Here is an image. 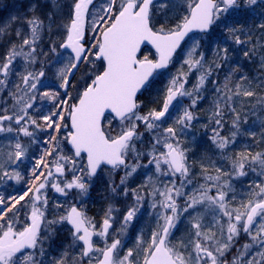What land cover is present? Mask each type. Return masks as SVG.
<instances>
[{
  "label": "snow or ice",
  "instance_id": "1",
  "mask_svg": "<svg viewBox=\"0 0 264 264\" xmlns=\"http://www.w3.org/2000/svg\"><path fill=\"white\" fill-rule=\"evenodd\" d=\"M257 8L264 0H28L0 23L15 37L0 52V264H264V147L253 151L236 107L255 97L264 112ZM240 52L260 56L262 75H243ZM206 93L215 151L197 171L184 141ZM98 181L100 221L85 207ZM145 205L154 227L136 235ZM64 232L78 260L54 257Z\"/></svg>",
  "mask_w": 264,
  "mask_h": 264
},
{
  "label": "rangeland",
  "instance_id": "2",
  "mask_svg": "<svg viewBox=\"0 0 264 264\" xmlns=\"http://www.w3.org/2000/svg\"><path fill=\"white\" fill-rule=\"evenodd\" d=\"M25 1L26 0H19V2H25ZM18 10H20V6L15 8V12H17ZM261 10H262V13H264V9H261ZM175 14H179V12L177 11V13H175ZM13 15H15V14H13ZM171 15H173V14H170V16ZM4 21H6V20H4ZM1 38L2 37L0 35V39ZM232 58L235 60H238L241 63H245L244 58L238 57L236 55H235V57L233 56ZM250 68H251V66L248 67V70ZM173 71H175V70L173 69ZM247 72L248 71L245 70L243 72V75L246 76ZM195 74L196 73H193L192 75H195ZM192 75H190L188 77L189 87L196 84V80L194 78H190ZM237 75H239V73H237ZM158 87H163V84L158 85ZM207 87H209V89H210L211 85H207ZM205 95H206V97H208V99L201 102V107L197 111V116L199 117V123H197L195 128H193L190 131L189 138L184 141L185 145L189 148L188 155L189 156L191 155L192 158L197 161V163L195 165V169L197 171H199V163H198L199 159L201 157L212 156L213 152L215 151V149L212 146L211 141L209 139V137L212 135L211 129L213 127V125L210 123V99H211V95H210V93H206ZM261 95H263V93ZM236 99H238V97ZM187 103H188V101H187V99H185V104H187ZM246 104L248 105L249 103L247 102ZM243 111L245 113H247V118H248V124L245 125L244 127H248L257 133L255 143L252 146L253 151H254V146L256 147L255 148L256 151H259L262 147L261 146L262 141H261L260 133L262 131L261 122L264 121V112H261V110L257 106H255V104L253 105V108H252V111H253L252 114H249V112H250L249 109L244 108ZM243 111H242V113H243ZM201 143L206 144V147L202 148ZM248 143L250 144V139L248 140ZM199 145L201 148H199ZM144 182H145V177L143 175H141V176L135 178L134 183L139 185V184L144 183ZM103 183L104 182L102 181V184ZM8 191L11 192L12 189H8ZM108 203H109V201H108ZM108 203L105 205L103 213L101 215H99L100 220L103 218V214H104L105 210L107 209ZM119 207L121 208V210H123L124 206L121 204ZM88 215L91 217L90 214H88ZM147 220H149V222H147ZM149 224H150V228L148 227ZM152 227H154V217L148 212L147 205H145L144 215L140 219L139 223L136 225V235H139L141 231H143L145 233V235H147L149 229H151ZM182 232H183V228L181 227V231L177 233V236H179ZM66 236H67L66 232L61 233L58 236L56 243L54 245L57 246L58 244L63 242L65 240ZM67 243L68 242H65L64 244H67ZM134 243H135V237L133 236L131 239V242L129 243V247H132L134 245ZM54 245H53V247H54ZM73 258L78 260V255L75 254Z\"/></svg>",
  "mask_w": 264,
  "mask_h": 264
},
{
  "label": "trees",
  "instance_id": "3",
  "mask_svg": "<svg viewBox=\"0 0 264 264\" xmlns=\"http://www.w3.org/2000/svg\"><path fill=\"white\" fill-rule=\"evenodd\" d=\"M28 2V0H26L25 2H19V0H0V23H2L4 20H7L9 18L10 15L13 14H17V12H15V8L20 6L21 4H26ZM38 2L40 4H43L45 2V0H38ZM1 39H0V45H3V47H0V52H3L5 50V48L8 45V40L9 39H15L14 36H6V35H1ZM206 55L208 56L209 61H211L213 59V54L211 52H207ZM244 62L246 63L247 66H251V70L248 71L247 68L245 69L247 72V76L251 79V78H257L260 75V71L259 68L256 66L255 63H251V62H247L244 59ZM226 71V69H225ZM197 75H192L190 78H194L195 80H197ZM220 80H223V73L220 74ZM233 83H235L236 81V76L235 78L232 80ZM245 84H247L248 82L245 81ZM258 95H261L264 92H261L259 90H257ZM243 99L244 101L247 99L243 96L238 97V99H236V107L238 110H240L241 112L243 111L244 108L249 109V114H252V108L254 104H244L242 103L240 100ZM248 100V99H247ZM250 100H255V97L253 98H249ZM245 112L243 111L242 114H244ZM230 125V121L228 122ZM255 143V140H251L250 139V144L253 146ZM261 146L264 147V142L261 143ZM201 147L205 148L206 144L201 143ZM199 145V148H201ZM238 147L243 148L245 147L243 144L238 145ZM256 147L254 146V151H256L255 149ZM190 154V153H189ZM190 157H192L190 155ZM218 158V157H217ZM133 187H136L137 184L133 183L132 185ZM108 196V192L106 189V185L102 182L100 184H97L96 187H94L90 194L89 197H87V203L85 205L86 210L88 212V214L91 215V217H94L95 220L100 221V216L105 208V205L108 203V200L106 199V197ZM65 242H67V240L65 239L63 242H61L60 244H58L57 246L54 245V247L51 249V251L54 254L55 258L60 257L63 254H66L67 257L70 259H72L74 257L75 254L78 253V249L77 250H73L69 244H64ZM79 259V257H78Z\"/></svg>",
  "mask_w": 264,
  "mask_h": 264
},
{
  "label": "flooded vegetation",
  "instance_id": "4",
  "mask_svg": "<svg viewBox=\"0 0 264 264\" xmlns=\"http://www.w3.org/2000/svg\"><path fill=\"white\" fill-rule=\"evenodd\" d=\"M262 14H264V13H262V10L259 9V8H257V9H256V16H255V19L252 20V24H255L256 21L260 20ZM254 39L257 40V41H260V33H259V30H257L256 35L254 36ZM238 55L240 56V53H239ZM259 62H260V56L258 55V56L256 57L255 64H256V66L259 68L260 74L262 75V72H261V70H260V63H259ZM251 63H252V62H251ZM253 101H254V100H253Z\"/></svg>",
  "mask_w": 264,
  "mask_h": 264
},
{
  "label": "water",
  "instance_id": "5",
  "mask_svg": "<svg viewBox=\"0 0 264 264\" xmlns=\"http://www.w3.org/2000/svg\"><path fill=\"white\" fill-rule=\"evenodd\" d=\"M193 34H196V33H190L189 35H193ZM187 39V38H186ZM148 48H151V45H147ZM152 51L154 52V49H152Z\"/></svg>",
  "mask_w": 264,
  "mask_h": 264
}]
</instances>
